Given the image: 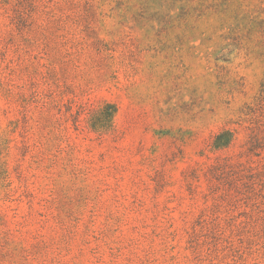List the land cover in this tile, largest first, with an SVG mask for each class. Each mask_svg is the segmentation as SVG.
<instances>
[{
  "label": "rangeland",
  "instance_id": "1",
  "mask_svg": "<svg viewBox=\"0 0 264 264\" xmlns=\"http://www.w3.org/2000/svg\"><path fill=\"white\" fill-rule=\"evenodd\" d=\"M0 264H264V0H0Z\"/></svg>",
  "mask_w": 264,
  "mask_h": 264
}]
</instances>
